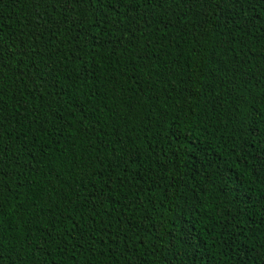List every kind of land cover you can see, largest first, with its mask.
Instances as JSON below:
<instances>
[{"label": "trees", "instance_id": "1", "mask_svg": "<svg viewBox=\"0 0 264 264\" xmlns=\"http://www.w3.org/2000/svg\"><path fill=\"white\" fill-rule=\"evenodd\" d=\"M0 264H264V0H0Z\"/></svg>", "mask_w": 264, "mask_h": 264}, {"label": "snow or ice", "instance_id": "2", "mask_svg": "<svg viewBox=\"0 0 264 264\" xmlns=\"http://www.w3.org/2000/svg\"><path fill=\"white\" fill-rule=\"evenodd\" d=\"M77 2H79V0H77ZM254 2V0H248V3H253Z\"/></svg>", "mask_w": 264, "mask_h": 264}]
</instances>
